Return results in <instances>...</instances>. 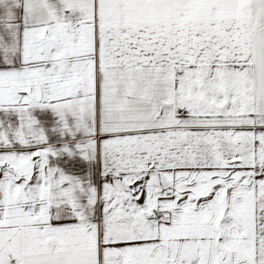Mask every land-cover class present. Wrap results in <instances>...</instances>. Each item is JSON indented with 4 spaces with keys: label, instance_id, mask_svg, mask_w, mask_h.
Returning a JSON list of instances; mask_svg holds the SVG:
<instances>
[{
    "label": "snow or ice",
    "instance_id": "6c2138e0",
    "mask_svg": "<svg viewBox=\"0 0 264 264\" xmlns=\"http://www.w3.org/2000/svg\"><path fill=\"white\" fill-rule=\"evenodd\" d=\"M0 264H264V0H0Z\"/></svg>",
    "mask_w": 264,
    "mask_h": 264
}]
</instances>
